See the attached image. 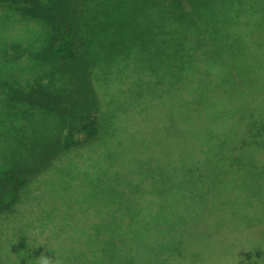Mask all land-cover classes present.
Listing matches in <instances>:
<instances>
[{
  "label": "trees",
  "instance_id": "16d2710c",
  "mask_svg": "<svg viewBox=\"0 0 264 264\" xmlns=\"http://www.w3.org/2000/svg\"><path fill=\"white\" fill-rule=\"evenodd\" d=\"M165 110L203 155L187 153L170 182H249V227L264 225L263 173L234 179L222 164L225 147L240 152L234 164L264 151V0H0V264H35L53 247L45 238L73 222L66 197L85 191L100 216L75 234L72 264H215V202L174 197L170 213L151 203L141 214L143 202L111 198L130 189L119 174L141 168L117 165L131 126ZM82 166L96 174L74 175ZM33 185L47 212L30 206ZM258 255L245 264H264Z\"/></svg>",
  "mask_w": 264,
  "mask_h": 264
},
{
  "label": "rangeland",
  "instance_id": "374dc122",
  "mask_svg": "<svg viewBox=\"0 0 264 264\" xmlns=\"http://www.w3.org/2000/svg\"><path fill=\"white\" fill-rule=\"evenodd\" d=\"M135 127L136 125H133L130 129V135L134 138L131 152L125 153L124 158L117 161V165L121 172L130 171L131 168L129 164L135 168L137 166L141 168L134 170V177L128 176V178H125L124 175L120 173L117 179L120 182H116L115 185L120 183H122L120 185L126 184L130 189L120 191L118 188H113L111 198H116L115 201L121 202H123V200H139L143 202L138 205L141 212H144L141 214L150 212L147 205L151 203L157 206L153 211L161 210L164 213H170L168 210L169 202L171 204L172 201H176L174 197L192 202H215V231H211V237L215 242V264H245L246 254L249 251L254 254L256 253V255L259 254L263 256L264 225H262V222H258L249 227L250 217L254 216L251 215L249 211L251 196L249 182H239V180H237L238 182H236V180L232 182L229 180L228 175L223 178L222 182H170L173 179L169 178V173L172 171L177 172L180 165L184 167L185 156L188 154L193 156L198 154V156L202 158V148L196 146L195 148L188 149V145L187 148H185V136L179 128L177 130L172 129L171 119L166 110L164 112L161 111L159 116L156 115V118H143L140 124L136 128ZM193 139L200 141L196 136ZM183 142V145H179ZM176 145L177 147L175 150L174 147ZM239 154V151L233 149L229 150L228 147L222 149V164H224L225 168L229 169V164L232 163L231 166L234 168V179L236 178V174L243 179L249 177L248 174L252 172L263 173L264 175V151L256 152V154L253 155V160H251L252 157H249V159H241V162H235L234 164L232 161L236 160L231 159V157H233V155L238 156ZM135 160H139V162L136 163ZM145 161L150 162L151 165L152 175L150 177H148L147 169L143 167ZM209 169H212V166L211 168L209 167ZM84 171H87V177L96 174L94 168L91 169L88 166L86 170V167L82 166L74 169V175L83 173L86 176ZM162 175L165 176L166 182ZM138 176L142 177L143 182H139ZM82 178L83 177L80 179ZM42 181V177L36 180V182ZM75 183L80 186H82V184H87L83 179ZM94 183L96 184L97 182ZM35 186L36 185L30 187V190H32L31 199L29 198L30 206L32 205L34 210L40 209L43 212H47L49 204L44 201V199L47 198L45 195L41 196L39 190ZM245 190L249 192L246 195L243 194ZM87 195L88 192L85 191L72 200H68V196L66 197L67 201L64 203V206L73 222L65 223L64 227H62L63 230H59L61 232L56 239L52 234L45 238L46 241L52 242L53 249L45 248L43 252L49 256H58L61 264H72L75 258H82L79 248L73 251L70 249L72 248L70 246L74 244L75 241L74 236L78 231L87 227L88 223H90V219L97 215L100 216L97 213L91 215V213L88 212L90 207L91 212H94L96 209L86 201ZM76 200H81L83 202L79 208L71 206V203ZM257 200L261 202L264 201V193H260L257 196ZM236 201H243V204L240 203L242 208L237 210V207H232ZM179 203L183 204L181 201ZM244 203H248V207ZM183 208L184 207L181 205L178 210H183ZM49 211L51 212L50 209ZM99 212L104 216L111 214L117 216L116 213L114 214L112 211H107L106 209ZM118 214L121 215L123 213L119 211ZM32 218L33 214L27 219V224H30L29 221ZM80 219L81 221H79ZM74 221L78 222V229L75 228L74 223L76 222ZM39 241H42L40 234H38L35 243H39ZM79 244L83 245L84 242L80 241ZM84 246L81 248H84ZM209 252L211 256H214L213 250ZM10 254L13 255L12 253ZM180 257L182 256L180 255L179 258ZM84 258L90 260L88 255ZM85 259H81V264H87ZM193 260L198 262L199 257H195ZM212 261L213 260L209 263L206 260L205 262L211 264ZM182 262L183 261L180 260L179 264H183ZM100 264L115 263L104 259Z\"/></svg>",
  "mask_w": 264,
  "mask_h": 264
},
{
  "label": "clouds",
  "instance_id": "9594fccd",
  "mask_svg": "<svg viewBox=\"0 0 264 264\" xmlns=\"http://www.w3.org/2000/svg\"><path fill=\"white\" fill-rule=\"evenodd\" d=\"M27 264H32V259H27ZM35 264H61V261L58 256H49L42 252L38 258H35Z\"/></svg>",
  "mask_w": 264,
  "mask_h": 264
}]
</instances>
